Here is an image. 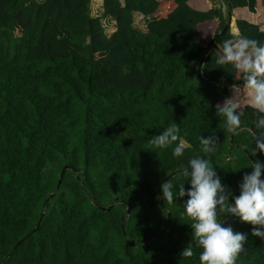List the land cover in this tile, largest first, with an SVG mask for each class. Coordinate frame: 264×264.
<instances>
[{"label": "trees", "instance_id": "obj_1", "mask_svg": "<svg viewBox=\"0 0 264 264\" xmlns=\"http://www.w3.org/2000/svg\"><path fill=\"white\" fill-rule=\"evenodd\" d=\"M89 2L0 0V264H199L181 216L187 197L168 204L160 185L187 190L181 171L203 156L237 196L252 171L247 155L264 163L253 151L258 114L245 107L235 135L216 115L225 98L247 95L241 74L216 64L222 42L264 44V0H217L224 11L207 0H100L99 16ZM228 14L236 32L217 35L202 57ZM103 18L113 21L108 34ZM173 124L180 139L154 148ZM212 134L215 151L203 153L200 137ZM64 164L73 170L56 187ZM224 220L247 235L236 264H264L253 226ZM187 244L191 258L180 255Z\"/></svg>", "mask_w": 264, "mask_h": 264}, {"label": "clouds", "instance_id": "obj_2", "mask_svg": "<svg viewBox=\"0 0 264 264\" xmlns=\"http://www.w3.org/2000/svg\"><path fill=\"white\" fill-rule=\"evenodd\" d=\"M231 21L232 18L230 31ZM216 64L231 65L241 74L247 91L242 100L231 96L225 98L222 104H217L216 115L223 118L225 130L235 135L241 128L245 107H251L258 114L254 122L253 151L264 155V44L243 36L226 39L222 42ZM179 131V127L173 124L149 143L157 149L168 148L180 139ZM217 143L215 134L200 137L203 153H213ZM185 146L184 143L176 144L173 156H183ZM251 168L250 173L242 176L237 196L222 185L214 167L203 156L189 159L187 167L181 171L183 178L190 183L187 190L182 184L174 193L170 179L160 185L162 199L168 204L176 198L187 197L181 216L191 222V239L201 250L199 264H236L239 255L245 251L247 235L234 232L231 226H222V216L238 217L242 223L253 226L252 236L264 239V179H261L264 163L257 160ZM180 255L193 257L192 244H187Z\"/></svg>", "mask_w": 264, "mask_h": 264}, {"label": "water", "instance_id": "obj_3", "mask_svg": "<svg viewBox=\"0 0 264 264\" xmlns=\"http://www.w3.org/2000/svg\"><path fill=\"white\" fill-rule=\"evenodd\" d=\"M230 20H231V18H230L229 14H228V16H227V18L225 19V21H224V23H223L221 29L219 30V32L216 33V34H214L213 36L210 37V39H209V41H208V43H207V45H206V47H205V49H204V51H203L202 57H204V56L206 55V52L208 51V49H209L210 45L212 44V42L214 41L215 37H216L217 35H221V34H223L226 30L229 29V26H230ZM199 72H200V66L198 67V73H199ZM236 82H240V81L237 80ZM230 137H231V134H230ZM247 157L250 159L251 163L253 164L254 161L250 158V156L247 155ZM66 169L73 170V168L70 167V166H68L67 164L62 165V167H61L60 170H59L58 176H57L56 187L59 185L60 180H61V176H62L63 172H64ZM176 173H177V171L171 173V175H174V174H176ZM166 178H168V177H166ZM157 186H159V183H158ZM50 195H51V193H50ZM129 208H130V206L127 204L126 209H125V212H124L125 215L129 212ZM101 209H102L103 211H105V210H107V207H102ZM42 215H43V211H41V212L39 213V216H38L37 222H36V224L34 225V227L31 229V232L34 231V230L37 228V225H38L39 221L41 220ZM120 226H121V229H122L121 221H120ZM222 226H225V220L222 221ZM28 234H29V233H27V234H25L23 237H21V238L15 243V244H18L19 242H21L24 238H26V237L28 236ZM122 234H124L123 230H122Z\"/></svg>", "mask_w": 264, "mask_h": 264}, {"label": "rangeland", "instance_id": "obj_4", "mask_svg": "<svg viewBox=\"0 0 264 264\" xmlns=\"http://www.w3.org/2000/svg\"><path fill=\"white\" fill-rule=\"evenodd\" d=\"M207 1L209 3H213V2H216L217 0H207ZM217 6H219L220 9L224 11L223 7L219 3H217ZM89 10L92 16H99L101 13L100 0H90ZM102 23L104 26L105 33H108L110 29L113 27V22L109 18H103ZM133 26L141 30L144 29V17H142L139 14L133 15Z\"/></svg>", "mask_w": 264, "mask_h": 264}, {"label": "crops", "instance_id": "obj_5", "mask_svg": "<svg viewBox=\"0 0 264 264\" xmlns=\"http://www.w3.org/2000/svg\"><path fill=\"white\" fill-rule=\"evenodd\" d=\"M100 5H101V3H100ZM135 14H138V13H134V15H135ZM112 29H113V27L110 29V31H109L108 33H110V32L112 31ZM233 32H236L235 27H234V29H233Z\"/></svg>", "mask_w": 264, "mask_h": 264}, {"label": "bare ground", "instance_id": "obj_6", "mask_svg": "<svg viewBox=\"0 0 264 264\" xmlns=\"http://www.w3.org/2000/svg\"><path fill=\"white\" fill-rule=\"evenodd\" d=\"M234 23H233V21H231V31H233V29H234Z\"/></svg>", "mask_w": 264, "mask_h": 264}]
</instances>
